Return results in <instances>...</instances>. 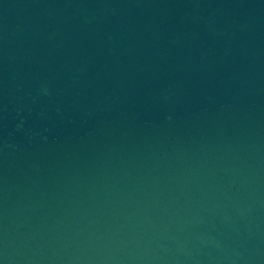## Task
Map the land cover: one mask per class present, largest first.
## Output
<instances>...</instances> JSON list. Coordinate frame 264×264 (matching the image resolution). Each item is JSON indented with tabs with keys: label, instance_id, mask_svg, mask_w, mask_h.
<instances>
[{
	"label": "water",
	"instance_id": "obj_1",
	"mask_svg": "<svg viewBox=\"0 0 264 264\" xmlns=\"http://www.w3.org/2000/svg\"><path fill=\"white\" fill-rule=\"evenodd\" d=\"M0 264H264V0H0Z\"/></svg>",
	"mask_w": 264,
	"mask_h": 264
}]
</instances>
